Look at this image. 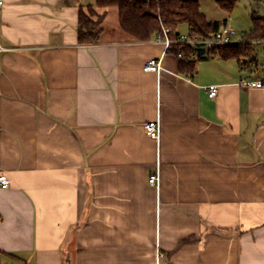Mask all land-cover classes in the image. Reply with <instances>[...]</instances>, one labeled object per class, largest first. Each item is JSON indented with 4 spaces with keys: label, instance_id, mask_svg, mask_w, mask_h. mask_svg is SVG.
Segmentation results:
<instances>
[{
    "label": "crops",
    "instance_id": "obj_1",
    "mask_svg": "<svg viewBox=\"0 0 264 264\" xmlns=\"http://www.w3.org/2000/svg\"><path fill=\"white\" fill-rule=\"evenodd\" d=\"M0 1V264H264V87L246 85L264 81V41L243 38L264 0H199L253 55L197 51L194 74L95 0ZM92 6L101 41L83 46Z\"/></svg>",
    "mask_w": 264,
    "mask_h": 264
},
{
    "label": "trees",
    "instance_id": "obj_2",
    "mask_svg": "<svg viewBox=\"0 0 264 264\" xmlns=\"http://www.w3.org/2000/svg\"><path fill=\"white\" fill-rule=\"evenodd\" d=\"M101 9L116 8L119 12L120 29L139 42H148L162 36L163 28L170 30V37L174 41L169 51L179 58L180 68L194 74L197 62L192 60L194 49L179 43V28L193 26L189 32L190 38H207L226 26L225 22H210L202 12L199 0H95ZM239 0H222L220 8L231 14ZM103 16L97 15L94 7L80 8L78 39L83 46L96 45L101 41ZM244 40L249 42L264 41V19L254 17L253 28L244 34ZM233 44L218 46L208 51L217 53L223 60H237L252 57L250 44Z\"/></svg>",
    "mask_w": 264,
    "mask_h": 264
},
{
    "label": "built area",
    "instance_id": "obj_3",
    "mask_svg": "<svg viewBox=\"0 0 264 264\" xmlns=\"http://www.w3.org/2000/svg\"><path fill=\"white\" fill-rule=\"evenodd\" d=\"M3 5V2L0 1V6ZM193 26L189 27V31L191 32L193 30ZM238 32L229 27L225 26L221 28L218 32L211 35L207 38H190L189 34H180L179 36V43L191 46L194 49V52L197 53L198 49H205L206 51L211 50L218 46H229L236 44V37ZM157 40L162 42V44L165 46L166 51L171 48V46L174 44V41L170 37V30L168 28H163L162 36H160ZM3 48L0 45V53H2ZM182 57V55H179ZM162 70L161 61H150L144 66V71L147 73H158ZM246 85L254 87V88H263L264 87V81L260 82H252L247 83ZM209 91V97L214 99L219 94V89L217 86H211L208 88ZM144 131L146 134L153 138L156 141L160 140L161 136V125L159 121L151 122L144 125ZM159 182V175L158 173L155 175L150 176L149 183L152 186L157 185ZM10 187V181L9 179L0 174V189L6 190ZM160 256H162L160 254Z\"/></svg>",
    "mask_w": 264,
    "mask_h": 264
},
{
    "label": "rangeland",
    "instance_id": "obj_4",
    "mask_svg": "<svg viewBox=\"0 0 264 264\" xmlns=\"http://www.w3.org/2000/svg\"><path fill=\"white\" fill-rule=\"evenodd\" d=\"M204 7H205L204 9H205V11H207V13H215V12H218V10H219L218 7L216 5H214L210 1L205 2ZM114 23H115V21L113 20V17L111 16V18L109 19V21L106 23V26H105L106 29H108V31L113 30L115 28L114 27Z\"/></svg>",
    "mask_w": 264,
    "mask_h": 264
},
{
    "label": "water",
    "instance_id": "obj_5",
    "mask_svg": "<svg viewBox=\"0 0 264 264\" xmlns=\"http://www.w3.org/2000/svg\"><path fill=\"white\" fill-rule=\"evenodd\" d=\"M205 52H206L205 49H198V53H199L200 56L205 54Z\"/></svg>",
    "mask_w": 264,
    "mask_h": 264
}]
</instances>
